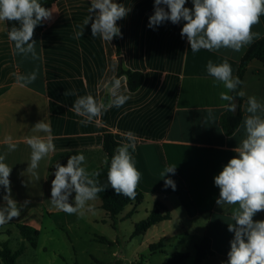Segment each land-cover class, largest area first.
<instances>
[{
	"label": "crops",
	"instance_id": "1",
	"mask_svg": "<svg viewBox=\"0 0 264 264\" xmlns=\"http://www.w3.org/2000/svg\"><path fill=\"white\" fill-rule=\"evenodd\" d=\"M114 2L129 9L117 21L121 56H118L115 37L111 41L99 35L92 37L91 23L84 25L90 15L91 0H57L53 4L48 26L41 32L34 31L35 58L15 50L14 42L8 37L7 21H0V155L5 156L4 162L12 168L9 177L12 198L18 205L29 201L21 209L20 217L0 229L20 224L39 230L38 247L34 249L48 252L51 248L53 257L64 264H113L100 261L94 246L118 244L120 236L114 241L106 233L107 227L120 233L122 225L130 220L133 231L123 244L135 241L136 248L144 246L147 251L145 257L138 255L139 251L134 253L135 264H162L179 252L190 253L188 260L193 264L195 245L204 237L211 239L215 252L208 262L227 264L230 241L234 237L228 231V224L235 223L231 220L235 206L217 205L219 188L214 177L237 155L233 149L245 138L248 98L254 96L264 104V64L253 60L248 65L242 85L243 120L237 132L227 136L220 119L229 102L222 100L220 93L228 90L208 74L207 63L211 60L219 64L227 58L235 76L251 44L239 52L228 48L193 52L186 36H181L185 21L177 24L164 21L149 27L154 0ZM161 7L168 10L165 5ZM185 7L192 9V0H186ZM80 31L83 35L77 38ZM252 31L259 32L261 38L264 36V16ZM120 63L125 69L144 73L142 87L130 92L126 76L120 77L119 91L130 97L126 103L102 112L90 123L81 124L85 118L76 115L72 105L78 97L88 94L107 104L109 94L105 84L117 75ZM33 71L37 72L35 82L25 85L17 80V76ZM42 120L51 128L55 151L39 162L33 174L27 170L31 157L27 139L46 138L47 133L34 131L35 124ZM128 132L136 136L132 157L141 173L138 188L146 195L143 203L127 206L118 216L115 229L110 215L102 208V201L96 198L88 202L93 211L78 213L75 223L59 228L53 215L66 212L54 207L50 200L53 165L82 153L86 158L82 166L93 173L107 160L103 149L105 134H113L118 142L127 144L130 143L125 136ZM8 136L17 145L15 151L8 149L5 142ZM169 166H176L175 171L164 177ZM166 179L174 182L175 189L165 185ZM5 194L0 186V206L5 204ZM159 199L170 212L171 220L133 237L135 225L142 221L135 217L143 208L146 219ZM69 202L72 203V196ZM253 219L264 220V211ZM159 227L162 229L158 230ZM149 233H154L152 240L164 241V253H150L149 247L154 243L148 238ZM42 241L56 244L48 247ZM28 246L31 248L27 245L25 253ZM114 255L125 256L123 251H116ZM157 256L159 261H151ZM50 263L56 264L54 260Z\"/></svg>",
	"mask_w": 264,
	"mask_h": 264
},
{
	"label": "clouds",
	"instance_id": "2",
	"mask_svg": "<svg viewBox=\"0 0 264 264\" xmlns=\"http://www.w3.org/2000/svg\"><path fill=\"white\" fill-rule=\"evenodd\" d=\"M193 8L185 7L186 0H154V14L149 17V27L171 21L173 24L185 21L181 36L187 38L191 51L201 49L215 51L228 48L239 52L243 47L252 44L261 38L259 32H253L255 25L260 23L264 16V0H192ZM161 5L167 6V11ZM122 4L114 0H91L89 13L84 25L91 23L92 37L99 35L105 41H111L121 35L117 21L128 14ZM53 10L42 7L40 0H0V21L18 22L19 27L13 26L8 31V37L14 42L15 50L19 54H31L36 57V42L33 40L35 28L42 21L50 19ZM83 31L77 33V38ZM207 72L215 82L222 83L227 92H221L220 97L229 103L225 105L227 111L235 112L237 105L233 103L236 96L244 97V91H236L242 84L239 77L233 76V70L225 58L222 63L215 64L211 60L207 63ZM37 72L28 75H19L17 80L25 85L35 82ZM121 81L113 77L105 84L109 94V101H97L91 94L80 96L72 105L71 110L76 115L84 117L81 124L92 122L93 118L100 117L102 112L112 107H121L130 98L121 94ZM244 120L245 138L233 151V156L218 175L214 183L219 188V198L216 203L235 206L231 211V220L228 231L234 233L230 241V251L227 253V264H264V220L254 221L253 217L264 211V104L252 96L248 98ZM34 131L44 132L45 137L32 136L27 139L31 148L30 164L27 170L33 172L39 162L50 152L55 151L52 142L51 128L43 120L36 123ZM130 143L118 146L112 155L107 172L108 184L118 195L135 199L136 189L141 179L134 159L129 149L135 151L136 136L132 132L125 134ZM9 151H15L17 145L12 143V137L5 138ZM86 158L82 153L70 156L67 164H55L54 179L51 182V203L57 209L68 214L84 211H93L88 205L95 200L97 194L104 191V187L94 177L99 173H88L82 165ZM5 156L0 155V186L6 194L3 196L4 206H0V226L18 218L23 205L12 198L10 174L12 168L5 162ZM176 166L166 168L167 173H174ZM166 186L175 189L171 179L165 180ZM75 193L74 202L69 197Z\"/></svg>",
	"mask_w": 264,
	"mask_h": 264
},
{
	"label": "trees",
	"instance_id": "3",
	"mask_svg": "<svg viewBox=\"0 0 264 264\" xmlns=\"http://www.w3.org/2000/svg\"><path fill=\"white\" fill-rule=\"evenodd\" d=\"M57 0H42L41 5L46 9H49L53 6V4ZM8 30L13 27H19L18 22H8ZM48 26V21L44 20L39 24L34 31L41 32ZM118 56H121L120 44L118 40V36L115 37ZM253 60H259L264 64V36L259 40L252 43L249 48L247 49L245 55L240 61L238 71L234 77H239L242 81V84L238 86L237 92L242 91V85L244 81V77L248 68V65ZM126 76L127 78V85L130 92L138 91L145 80L144 73L140 71H132L125 69L120 63L116 78ZM232 96H234L233 103L237 102V108L235 112L226 111L223 113L220 119V124L227 136H231L237 132L239 129L242 120H243V110H242V103L244 101L243 97L236 96L235 92H232ZM124 144L118 142L113 134H105L104 141H103V149L107 155L106 163L95 170L94 172L99 173L98 176L94 177L99 183V186L104 187V191L97 194V198L102 201V208L110 215L111 219L113 220V225L117 227V218L118 216L125 210V208L129 205L135 204L140 205L145 200V193L142 192L138 187L136 189L137 195L135 199H130L123 195H118L114 189L108 184L107 180V172L110 167V162L112 155L114 154V150L118 146H122ZM130 154L132 155L135 151L129 149ZM67 159H63L57 163L61 165L67 164ZM55 164L51 169V179H54L55 173ZM75 193L72 194V203L74 202ZM78 213L68 214H55L53 215L56 225L59 228H64L67 224L75 223L78 219ZM172 216L168 211L167 207L161 203L157 202L150 212L149 216L142 220L141 222L135 225V230L133 232V237L142 236L146 234V232L151 229L153 226L171 220ZM16 228L19 230L20 235L22 238L32 247L37 248L40 232L37 229H34L29 226L17 224ZM165 243L163 240L151 244L149 249L151 254H156L158 252L164 253L165 252ZM26 244L23 243L20 248L16 251H13L10 248L9 241H0V260L3 264H17L18 258L25 253ZM195 259L193 264H210L208 260L215 256V252L212 248V241L209 237H204L200 242L195 245ZM191 254L188 252H179L174 254L171 258L166 260L162 264H183L186 260L190 258ZM143 264V263H140Z\"/></svg>",
	"mask_w": 264,
	"mask_h": 264
},
{
	"label": "rangeland",
	"instance_id": "4",
	"mask_svg": "<svg viewBox=\"0 0 264 264\" xmlns=\"http://www.w3.org/2000/svg\"><path fill=\"white\" fill-rule=\"evenodd\" d=\"M158 202L163 203V200L159 199ZM145 216H146L145 210L142 208L140 211V215L137 218L135 217V219L137 221H141V220L145 219ZM121 228H122L120 231L121 234L116 233L114 228L111 229V231H109L108 227H107V232H106L110 237L113 238L114 241H116L117 236L119 235L120 239H119L118 244H113L111 246L106 245V244H102V243H96L95 244L94 248L96 250V255L100 261H102V262L112 261L113 264H135L136 255H134V253L139 251L138 255L141 256L144 254V257L147 254V251L144 248V246H141V247L139 246L138 248H136V245L138 243H136L135 241H133L132 243L127 242V243L123 244L124 241L127 240V237L129 240V237L133 231L132 221L127 220L126 223H124ZM161 229H162V227H159L158 230H161ZM0 233L5 235V236L0 235L1 241L7 239V237H8L10 248L13 251L18 250L23 243L26 244V242H24V240L22 239V236L20 235V233L16 227H13V226L5 227L3 229H0ZM153 234L154 233H149L148 238L151 239L150 240L151 243H157L159 240H152ZM42 243H44V245H46L48 247H51L52 245L56 244V242H43V241H42ZM86 244H88V241L86 242ZM27 245H29V244H26V246ZM116 251H118L119 253L121 251H123L125 256H123V257L115 256L114 253ZM52 252L53 251L51 248L49 249L48 252H45L43 249H34V248H32V247L30 248L28 246V249H27L25 255H23L22 257L19 258L18 264H51L50 260H54V262L56 264H64L59 258L53 257ZM169 253L171 254L172 251L170 250ZM65 259H67V258H65ZM159 259L160 258L157 256L154 259H152L151 261L156 262V261H159ZM80 260L83 262L84 257H81ZM0 264H2L1 260H0ZM184 264H192V261L186 260Z\"/></svg>",
	"mask_w": 264,
	"mask_h": 264
},
{
	"label": "water",
	"instance_id": "5",
	"mask_svg": "<svg viewBox=\"0 0 264 264\" xmlns=\"http://www.w3.org/2000/svg\"><path fill=\"white\" fill-rule=\"evenodd\" d=\"M235 104L237 105V102H235Z\"/></svg>",
	"mask_w": 264,
	"mask_h": 264
}]
</instances>
